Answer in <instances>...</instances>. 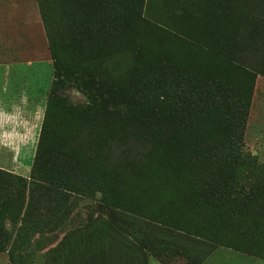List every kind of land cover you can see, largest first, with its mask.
I'll return each mask as SVG.
<instances>
[{"label": "rangeland", "instance_id": "obj_1", "mask_svg": "<svg viewBox=\"0 0 264 264\" xmlns=\"http://www.w3.org/2000/svg\"><path fill=\"white\" fill-rule=\"evenodd\" d=\"M0 41L19 56L0 264H113L121 239L144 264H264V15L248 0H0Z\"/></svg>", "mask_w": 264, "mask_h": 264}, {"label": "crops", "instance_id": "obj_2", "mask_svg": "<svg viewBox=\"0 0 264 264\" xmlns=\"http://www.w3.org/2000/svg\"><path fill=\"white\" fill-rule=\"evenodd\" d=\"M0 47V168L7 170L4 162L19 159V56L9 57L2 41Z\"/></svg>", "mask_w": 264, "mask_h": 264}, {"label": "trees", "instance_id": "obj_3", "mask_svg": "<svg viewBox=\"0 0 264 264\" xmlns=\"http://www.w3.org/2000/svg\"><path fill=\"white\" fill-rule=\"evenodd\" d=\"M248 6L251 8V12H253L257 16L262 18V16L264 15V0H248ZM33 174H34V171H33ZM26 184L27 183L25 181L22 182L21 185L19 184V188H21V187L25 188ZM28 185H29V187L31 186L30 189L36 188L32 182H30V184H28ZM39 191L47 193L46 189H39ZM54 196L56 199L59 196L61 198V195L57 196V194H55ZM63 197H64V195H63ZM128 212L130 215L125 216L124 214H120L119 211H113V209L110 210V214L113 215L115 220H117L120 223V226H121L122 230H124V231L127 229L129 231H132L133 229L138 227L137 225H135L136 223L132 219L134 217L133 213L130 211H128ZM134 233H136V232L134 231ZM151 259H156L157 261L161 262L159 259L152 256L149 259V264H150ZM102 260L104 262H105V260L106 261L112 260L113 264H144V260L142 258L141 250L137 249L133 243H131L129 241L127 242L123 239H121V241L120 240L114 241L111 245H109V247L107 248V252L104 255V258H102ZM161 263L164 264L163 262H161Z\"/></svg>", "mask_w": 264, "mask_h": 264}]
</instances>
